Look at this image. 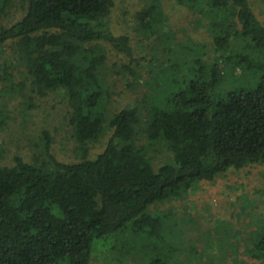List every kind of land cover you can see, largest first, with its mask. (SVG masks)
Returning a JSON list of instances; mask_svg holds the SVG:
<instances>
[{
  "label": "trees",
  "instance_id": "obj_1",
  "mask_svg": "<svg viewBox=\"0 0 264 264\" xmlns=\"http://www.w3.org/2000/svg\"><path fill=\"white\" fill-rule=\"evenodd\" d=\"M14 1L0 0V20ZM23 1V16L0 25V49L18 53L0 65V128L10 118L8 100L32 106L63 93L81 159L59 160L44 130L33 161L17 155L0 165V264H94V250L111 236H123L119 251L163 250L150 264H168L185 251L175 240L183 229L159 206L201 181L264 164V18L253 0H176L206 21L214 55L198 44L193 54L190 42L189 55L175 50L157 65L136 56L129 34H116L115 0ZM137 19L146 37L161 35L163 0H147ZM107 46L128 62L110 63ZM147 64L151 92L113 111L114 69L134 77ZM108 130L105 149L91 158ZM160 150L170 159L155 164ZM257 220L250 256L264 264V214Z\"/></svg>",
  "mask_w": 264,
  "mask_h": 264
},
{
  "label": "rangeland",
  "instance_id": "obj_2",
  "mask_svg": "<svg viewBox=\"0 0 264 264\" xmlns=\"http://www.w3.org/2000/svg\"><path fill=\"white\" fill-rule=\"evenodd\" d=\"M115 3L112 27L116 34L131 36L136 56L154 58L157 65L163 64L169 62L168 59L175 50L184 52L190 42L194 44L193 54H198V46L195 45L198 44L205 47L207 57L214 55L212 35L206 21L176 0H163L167 24L161 35L148 37L141 32L137 19L138 11L146 5L147 0H115ZM253 3L258 16L264 18V4L261 0H253ZM24 7L23 0H15L12 8L2 15L0 25L9 26L19 20L25 12ZM107 48L110 63L128 62L110 46ZM181 53L177 54V58L189 55L186 51L185 54ZM9 55L17 57L18 53L9 47L0 49V65L3 66ZM149 67L152 66L147 64L140 67V74L134 77L129 73H116L120 66L114 69L110 76V80L115 79L112 88L113 102L110 106L113 111L133 107L151 92V87L146 83L152 77L147 74L146 69H150ZM15 73L19 78L18 70ZM129 82L132 85L129 86ZM2 103L0 102V109ZM33 103L28 106L23 97L7 101L10 118L7 125L0 128V165L13 164L17 155L33 161L44 130L51 133L52 152L59 160L79 161L81 158L75 152L72 127L67 120L69 106L65 95L52 92L47 96L36 97ZM112 133L113 130H108L93 146L91 158H96L103 152ZM169 159L167 152L156 151L155 164ZM160 209L171 212L173 220L183 229V233L176 232L175 240H179L178 245L184 247L185 251L182 248V252L174 254L168 259V264H237V259L244 264H260V260L250 256L249 235L259 222L257 218L264 214V164L231 169L213 181H201L184 197L163 203L159 206ZM122 239L123 236H111L101 242V247L96 248L93 253L94 264H150L151 258H162L159 254L163 250L159 249L153 252H149L147 248L127 252L122 248L119 251L117 248L123 246ZM125 239L131 241L128 236ZM139 244H135L138 249L142 247Z\"/></svg>",
  "mask_w": 264,
  "mask_h": 264
}]
</instances>
